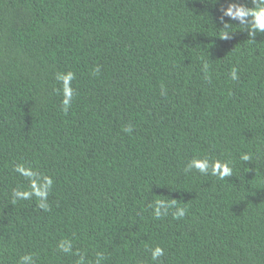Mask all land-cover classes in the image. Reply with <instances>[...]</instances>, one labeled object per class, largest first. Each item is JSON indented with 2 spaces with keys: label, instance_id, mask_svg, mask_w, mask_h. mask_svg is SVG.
<instances>
[{
  "label": "trees",
  "instance_id": "1",
  "mask_svg": "<svg viewBox=\"0 0 264 264\" xmlns=\"http://www.w3.org/2000/svg\"><path fill=\"white\" fill-rule=\"evenodd\" d=\"M229 4L0 0V264H264V33Z\"/></svg>",
  "mask_w": 264,
  "mask_h": 264
},
{
  "label": "clouds",
  "instance_id": "2",
  "mask_svg": "<svg viewBox=\"0 0 264 264\" xmlns=\"http://www.w3.org/2000/svg\"><path fill=\"white\" fill-rule=\"evenodd\" d=\"M218 2V0H217ZM252 7H247L244 4H229V6L223 10L225 16L230 17L232 20H238L240 25L249 24L252 28L248 32V36L251 40H255V36L257 33H264V0H251ZM221 22L224 24L226 28L229 24L223 21L221 17ZM222 39H228L229 33H225ZM96 72H99V68L97 67ZM232 78L237 79L236 72L233 71ZM75 79V74L72 72H68L65 74H58L57 80L61 81L63 85V95L64 99L62 101L64 111H67L71 105V101L74 95V89L72 88V81ZM126 132H131V127L124 129ZM251 157L248 154H243L241 156V160L249 161ZM195 168L202 174H208L209 169L211 168V175L217 176L219 179H225L226 177L232 176V168L229 167L227 162L215 161L213 163H209L207 159L192 160L187 166L186 171H190ZM15 171L20 173L21 175L29 178L30 186L32 188L31 192L28 191H14L13 196L19 197V199H30L35 192V189L32 187L33 181L38 180V174L33 172L31 169H26L22 165H17L15 167ZM43 184L45 186H51L52 180L49 177L44 178ZM47 199V195L45 194V200ZM39 207L47 210L46 203H40ZM167 205L163 202H157V206L155 208V216L160 218L162 214H166ZM164 208L165 212L162 213L161 209ZM185 215L184 209H179L176 213H174L175 218H180ZM61 251L69 252L71 250L70 244H61L59 245ZM164 255L163 248L157 246L151 250V256L153 261H158L160 257ZM100 259H103L102 255H98L97 264H99ZM21 264H34L33 258L31 256H24L21 258ZM80 264H83V258H81Z\"/></svg>",
  "mask_w": 264,
  "mask_h": 264
}]
</instances>
